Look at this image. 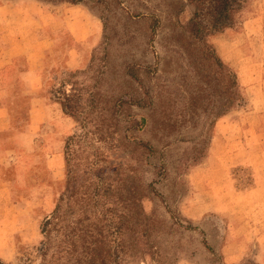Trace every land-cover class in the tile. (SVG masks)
Instances as JSON below:
<instances>
[{"label":"rangeland","instance_id":"obj_1","mask_svg":"<svg viewBox=\"0 0 264 264\" xmlns=\"http://www.w3.org/2000/svg\"><path fill=\"white\" fill-rule=\"evenodd\" d=\"M35 1L52 12L65 11L69 21L85 12L93 19L86 17L89 26L99 30L75 44L79 58L72 70L52 66L54 60L60 66L73 46L70 32H61L60 45L45 57L41 94L47 102L68 99V110L78 118H72L69 132L53 135L45 129L26 146L15 132L26 129L28 102L15 94L6 103L12 128L0 133V161L23 159L28 168L18 175L12 164L2 168V174L11 182L12 203L27 218L21 237L30 242L18 240L4 262L39 264V225L64 189L67 156L78 174L79 190L98 183L109 199L104 206L97 203L98 215L111 217L112 225H117V216L122 218V233L107 237L115 246L111 257L119 263L213 264L217 258L222 264H264V0L249 2L240 28L212 38L218 55L236 73L246 101L225 113L220 106L225 93L220 69L200 68L177 46L174 23L187 21L190 6L177 11L173 0ZM36 10L41 11L39 6ZM152 16L160 19L153 37ZM130 66L136 80L127 72ZM147 97L155 106L125 102ZM162 101L167 115L158 107ZM74 134L66 150V138ZM52 137L61 143L63 158L57 180L46 165ZM139 141L149 142L153 154L139 147ZM153 180L158 195L144 198L142 205L146 213H155V229L167 232L162 238L170 243L161 249L169 261L149 255L122 261L131 241L124 229L130 195ZM85 199H80L76 213L80 229L87 223ZM91 219L98 227L104 223L97 215Z\"/></svg>","mask_w":264,"mask_h":264},{"label":"trees","instance_id":"obj_2","mask_svg":"<svg viewBox=\"0 0 264 264\" xmlns=\"http://www.w3.org/2000/svg\"><path fill=\"white\" fill-rule=\"evenodd\" d=\"M68 1L75 4L80 0ZM250 1L173 0L171 2V5L174 4L177 11H182L186 5L191 7L190 17L185 23L182 24L178 21L174 23L177 35L176 41H178L177 46L184 50L190 58L192 56V60L194 63L199 64L200 68L206 66L207 68L220 69L225 91L220 102L221 113L229 111L235 105L242 106L246 101L243 93L239 90L236 73L218 55L212 38L227 29L240 28ZM159 24L160 19L152 16L150 25L151 37H153V33ZM127 72L131 78L136 80L137 75L133 66H130ZM68 73H71V71H68ZM206 76L204 75L203 77ZM196 81L198 83L199 79ZM209 81H211V77L206 83L210 84ZM48 99L50 100V98ZM67 100L56 97L51 101L59 103L67 116L73 118L74 121H78L75 113L68 110ZM125 102L140 107L155 106L154 100L151 97L130 99ZM158 107L165 113L163 101L159 103ZM74 137L75 134L66 138V150ZM124 138V135L120 136V139ZM137 145L150 154H153L155 150L146 141H139ZM65 163L66 179L64 189L58 194L51 212L43 217L39 225L42 239L35 247L37 255L40 258L39 264H121L118 262L117 257H111L115 246L110 245L107 237L112 233H122V227L118 224L122 218L117 216V225H112L114 221L111 217L99 216L98 214L101 211L97 213L95 209L97 203H101V206H104L109 199L104 198V194L100 193L98 183H93L91 189L90 183H87L82 190H79L78 174L70 167V159L67 156H65ZM154 183L155 180L143 184L139 188H136V190H133L130 195L128 211L125 214L127 225L124 229L125 231L127 230L131 241L125 246V250L123 251L125 258H122V261L143 260L147 255L154 259L162 256V258L167 259V262L169 261V258L166 257V254L161 249L165 243H170L168 239L162 238L164 233L167 232L163 231L160 233V231L155 229V224L158 222L155 213H146L142 205L144 198H152V195H158ZM79 193H82L83 196L86 195L83 213L87 223L84 229H80L76 214L80 210V199L83 197ZM96 215L97 220L104 221L103 225L99 227L91 219V216ZM204 245L211 250L206 242H204ZM218 260L214 258L215 262L213 264H222ZM0 264H6L4 259L0 258ZM246 264L257 263L248 260Z\"/></svg>","mask_w":264,"mask_h":264},{"label":"crops","instance_id":"obj_3","mask_svg":"<svg viewBox=\"0 0 264 264\" xmlns=\"http://www.w3.org/2000/svg\"><path fill=\"white\" fill-rule=\"evenodd\" d=\"M38 4L35 0H0V133L12 128L11 112L6 103L17 94L28 102L26 129L15 132V138L26 146L32 145L34 136L45 129V133L49 130L53 135L69 132L73 121L65 115L59 103L47 102L41 94L46 83L43 76L46 54H54V49L61 43V32H70L73 46L67 48L60 66L55 60L52 66L72 70L78 66L76 45L99 30L89 26L85 12L69 21L65 11L52 12ZM37 6L41 9L40 12L36 10ZM88 19L93 21L89 17ZM54 121L58 124H54ZM60 148L61 143L52 137V141L48 142L50 153L47 154L46 165L54 180L59 178L63 168ZM12 164L18 175L26 173L28 168L23 159L17 161L14 157H8L5 161H0L2 259L9 258L11 246L18 240L30 242L29 238L21 237L25 234L22 226L27 218L21 216L20 206L12 203L11 182L2 174V168L11 167Z\"/></svg>","mask_w":264,"mask_h":264}]
</instances>
